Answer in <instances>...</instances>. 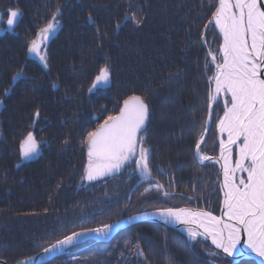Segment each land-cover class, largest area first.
<instances>
[{
	"label": "trees",
	"instance_id": "16d2710c",
	"mask_svg": "<svg viewBox=\"0 0 264 264\" xmlns=\"http://www.w3.org/2000/svg\"><path fill=\"white\" fill-rule=\"evenodd\" d=\"M215 2L0 0V15L7 17L9 9L21 13L13 31L0 35L1 260L17 263L74 231L145 211L190 207L219 216L220 169L194 158L207 119L208 80L215 71L208 51L216 53L222 43L215 28L203 27ZM58 8L61 27L47 42L45 68L24 55ZM133 14L141 18L139 25L131 20ZM104 66L110 69V84L89 92ZM20 72L23 78L13 81ZM134 94L150 108L142 135L150 149L151 176L128 164L120 173L82 181L84 134ZM212 113L201 149L217 157L215 124L223 115L222 99ZM29 131L40 142V154L25 160L19 146ZM43 264L232 263L206 240L189 241L169 226L146 223L128 227L110 242L73 245ZM236 264L258 263L244 259Z\"/></svg>",
	"mask_w": 264,
	"mask_h": 264
},
{
	"label": "snow or ice",
	"instance_id": "6c2138e0",
	"mask_svg": "<svg viewBox=\"0 0 264 264\" xmlns=\"http://www.w3.org/2000/svg\"><path fill=\"white\" fill-rule=\"evenodd\" d=\"M211 8L215 10L211 11V18L203 27L218 29L222 43L216 53L211 49L208 51L215 71L208 80L207 119L195 141L194 158L220 165L222 214L216 216L203 209L168 207L160 209L158 215L188 226L186 230L192 241L210 239L215 249L229 257L242 251L238 246L243 240L247 249L260 258V264H264V0H217ZM59 14L58 8L27 46V52L38 57L45 68L48 67L47 42L61 27ZM20 15L18 9L7 11L9 29ZM125 19H128L127 14ZM131 20L137 25L142 22L135 14ZM2 22L3 15H0ZM202 42L207 44L206 37L202 36ZM205 70H209L207 63ZM23 76L20 72L12 79L15 81ZM174 76L169 73V79ZM110 80V69L101 67L89 92L110 84ZM221 97L223 115L218 116L215 124L219 133V156L212 157L202 154L201 145L213 122L212 105ZM149 113L146 99L134 94L123 100L117 112L108 114L95 128L87 131L81 140L86 149L81 180L96 181L119 172L128 164H134L142 176L150 177V149L144 146L146 137L142 135ZM39 117L37 110L34 119ZM19 151L25 160L40 154V142L32 131L21 141ZM162 187L157 185L158 189ZM112 227L103 224L74 231L45 247L43 252L53 253L89 234L107 236ZM139 254L143 255V252ZM0 264H7V261H0ZM17 264H33V258Z\"/></svg>",
	"mask_w": 264,
	"mask_h": 264
},
{
	"label": "water",
	"instance_id": "95a60500",
	"mask_svg": "<svg viewBox=\"0 0 264 264\" xmlns=\"http://www.w3.org/2000/svg\"><path fill=\"white\" fill-rule=\"evenodd\" d=\"M216 30H217V33H218V29H216ZM218 35H219V33H218ZM210 59H211V57H210ZM214 70H215V67H214ZM215 104L216 103H214L212 105V107ZM210 126L211 125H209L208 130H209ZM206 136H205V139H206ZM218 156H219V153H218ZM208 162L209 161H204V162H199V163L207 164ZM216 165L220 169V165L219 164H216ZM220 177H221V182H222V179H223L222 174H220ZM221 182H220V184H221ZM222 198H223V193H222ZM222 203H223V200H222ZM188 208H190V207H188ZM220 209H222V204H221ZM159 210L160 209H156V210H153V211H145V212H142V213H137V214H135L133 216L124 218V220L113 222L111 224V225H113L112 230L110 231V233L107 236L89 234V235H86L84 237H81L79 240L74 242L72 245L65 246L63 249H58L57 251H55L53 253L45 254L43 252V250H42L38 254H35L33 256H30V257L33 258V264H43L45 262L51 261L52 258L61 255V253H63L68 248L72 247L73 245L81 244L82 242H85V241H93L94 240V241L103 242V243L104 242H110V241H112L114 239V237L118 233L124 231L128 227L135 226L136 224H146V223H156L157 224V223H160V224H162L164 226H169V227H171V228L183 233L185 236L189 237L188 233H187V230H186V228L188 226L180 224V223H175V222H172L170 220H165L160 215H158ZM221 214L222 213L220 211L219 216ZM84 230L85 229H83L82 231H84ZM78 232H81V231H78ZM206 241L215 249V246L211 244V240L210 239H208ZM238 248L242 249V251L236 252L231 257H229V256H227L226 254L223 253L231 261L232 264L239 263L240 261H242L244 259H251V260L257 261V263L260 264V258L257 257L254 253H252L249 249H247V247L243 243V240L241 242V245L238 246ZM215 250L217 252L222 253L220 250H217V249H215ZM25 260H27V259H25ZM25 260H21V261H25ZM0 261H3V260L0 259ZM7 264H17V263H9V262H7Z\"/></svg>",
	"mask_w": 264,
	"mask_h": 264
},
{
	"label": "flooded vegetation",
	"instance_id": "af4514ba",
	"mask_svg": "<svg viewBox=\"0 0 264 264\" xmlns=\"http://www.w3.org/2000/svg\"><path fill=\"white\" fill-rule=\"evenodd\" d=\"M4 17V16H3ZM5 18V17H4ZM7 18V17H6ZM19 18V17H18ZM17 21H18V19H17ZM17 23V22H16ZM1 26H3V25H1ZM16 27V24L13 26V28L12 29H9L8 28V25H6V29L5 30H2V29H0V35L1 34H3V33H5V32H10V31H13V29ZM24 57L26 58V59H29V58H33V59H35L39 64H41V61L39 60V58L38 57H35L34 55H30L29 53H28V55L26 54V55H24ZM42 65V64H41ZM3 100L0 98V110H1V107H2V105H3Z\"/></svg>",
	"mask_w": 264,
	"mask_h": 264
},
{
	"label": "rangeland",
	"instance_id": "374dc122",
	"mask_svg": "<svg viewBox=\"0 0 264 264\" xmlns=\"http://www.w3.org/2000/svg\"><path fill=\"white\" fill-rule=\"evenodd\" d=\"M6 21H7V18L5 17H3V22L2 23H0V29H2V30H5L6 29V25H7V23H6ZM1 25H3V26H1ZM41 64H42V62H41ZM107 86V85H106ZM97 89V88H96ZM93 90H95V89H93ZM220 99H222L223 100V98L221 97ZM1 106V105H0ZM147 122V121H146ZM211 127V126H210ZM210 129V128H209ZM217 130V129H216ZM209 131V130H208ZM208 133V132H207ZM217 133H218V130H217ZM219 134V133H218ZM218 153H219V151H218ZM217 157H218V155H217ZM234 157H235V153H234ZM208 164V163H207ZM127 166V165H126ZM125 166V167H126ZM124 167V168H125ZM124 168H122L119 172H117V173H120V172H122V170L124 169ZM117 173H114V174H117ZM221 174V173H220ZM246 175V174H245ZM111 176V175H110ZM220 182H221V180H220ZM223 200V199H222ZM187 237V236H186ZM187 239L189 240V241H192L189 237H187ZM198 239H200V238H198ZM201 239H203V238H201ZM204 240V239H203ZM65 252V251H64ZM62 254V253H61ZM55 258V257H54ZM53 259V258H52Z\"/></svg>",
	"mask_w": 264,
	"mask_h": 264
}]
</instances>
